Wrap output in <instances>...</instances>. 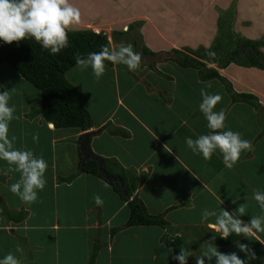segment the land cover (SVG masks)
Listing matches in <instances>:
<instances>
[{"label": "crops", "instance_id": "0c3cea01", "mask_svg": "<svg viewBox=\"0 0 264 264\" xmlns=\"http://www.w3.org/2000/svg\"><path fill=\"white\" fill-rule=\"evenodd\" d=\"M142 1H147L151 4L159 3V0ZM240 1L241 0H236L235 2L234 33L238 37L246 39L261 38V36L264 35V31L238 32L236 29L239 20L238 17L241 16L239 9ZM254 1L262 2L261 0ZM213 13H215L214 9L211 10V16H209L211 24L207 25V31L212 26L215 27L214 21H212V19H215V16L212 18ZM125 20L127 23L130 20H132L131 22H138V30L143 37V45L152 52L159 51L164 53L168 52L170 49L182 50V48L195 50L198 46L203 47L207 42L212 41L216 33L214 32L215 28L213 32H187L188 35L183 32H178L179 34H184L185 39L184 35H182L172 40L170 39V32H161L159 28H156L158 26L151 21L146 13L136 14L130 16L129 19L125 18L124 21ZM124 21L122 23H124ZM166 21L170 22L168 19ZM246 22L249 23V21ZM164 23H161V25ZM127 27L128 25L123 24L118 28L119 32L125 30ZM150 29L153 32H151ZM204 39H206V41H204ZM113 45L114 44L110 45L111 50ZM261 50L264 53V45L261 47ZM161 65H165L162 68H166L167 71H161L160 68L156 67V70L160 72V74H157L158 76L155 78L147 80L146 77L150 75L152 69L146 66L145 68L147 69L142 70L144 63L140 62L139 67L135 71H129L127 67H125L127 75L133 79L131 80L132 83L138 87V92H140V95H135L133 101L136 103L139 100L143 101L144 98H150L149 103L155 101L157 106L161 108V111H156L155 109H139L133 104L127 106L123 100L116 99V103L113 107L109 106L95 114L89 112L92 121L91 127L86 130L92 132V135L88 139L89 148L95 155L106 160V173L111 178L119 180V176L123 175L128 182L133 178L136 179L138 184L132 196L136 195L142 201L148 213L152 215L162 214L163 218L168 223V227L172 231V238L177 239L179 244H183L185 239L192 236L196 243L203 242L204 252L209 245L208 242L204 241V238L214 235L220 236V234L215 233L211 227L215 222V216H209L207 220H202V216L199 217V220H192L188 218L179 219L172 217V215L179 211L186 213L185 211L188 209L191 211L194 210L195 205H192L194 196L203 198V211L207 209L209 212L219 214L223 208L230 213L232 212L234 215H238V213H236V208L239 206V201L243 199L245 200L244 207L248 212L245 211V214L240 218L243 222H246L245 215L250 212V199H252L253 202L254 199L252 193H250L249 186L246 184L247 182L238 181L236 173L240 172L238 167L241 163L251 162L254 164L256 158V153L254 151L256 137L252 135L253 138L250 142L252 150L242 152L240 159L231 168L232 172L229 174L225 173V176L230 177L226 185L220 183L214 190H209V184L204 181L200 173V171L203 172V162H206V160L199 154H193V152L187 148L185 141L188 138L195 140L199 135L209 132V129L206 127L207 121L199 111V104L202 100L200 91L203 85L212 84L211 81L214 79L201 81L197 78L196 72H194L195 70L190 68H184V71H187L185 72L186 74L191 73L192 77L175 78L168 72L171 68L175 69L174 67H179L174 66L177 65L175 62L170 63L162 61ZM110 68L115 70L116 65L112 63V65L107 68L106 73H111L109 70ZM234 68H241V66H236L231 63L226 68L221 69L220 72L226 77L228 76L231 81V78H234V73H231L228 69ZM137 71H139V73H136ZM177 81H181L180 83L183 85L182 90L185 94L184 97L178 99L175 95ZM239 83L240 82H237L238 85ZM232 84L235 85L234 82H232ZM250 86H252L253 89H248V91H246L244 86L239 85L238 92L245 91L261 96L258 89L253 85ZM75 87L79 89L77 86ZM190 88H192L193 99H191ZM81 93L84 95V98H86L83 91H81ZM218 93V90H216L214 94ZM88 97L91 98L89 94ZM221 100L223 101V98ZM183 102H189L190 105L184 107ZM176 103L178 105H183V108L175 109ZM234 104L235 103H231L232 106ZM186 107H194L195 109L184 112L188 110ZM220 110H223L225 113L221 101L214 108V111ZM179 111L183 112L180 113ZM35 117V123L37 126H40L38 129H42L52 141H68L71 143L72 154L74 156L69 170H64V166L62 167V165H56L51 167V172H47L49 169L47 167L45 176L48 178V187L52 192L54 191L53 188L58 187L73 188L74 191L71 196L73 201L83 197L85 190L89 192L90 200L85 202L86 207L81 210V212L85 214L82 219L85 220L86 225L77 232L82 235L81 237H57L50 240V242L41 239L39 234L40 228H45L46 225L40 224V211L30 207L28 204L27 206L35 212V215H40L39 220H31V211L23 207L25 203L22 205L20 201L14 200L13 197L8 195L10 175H4L3 172H0V256L12 252L18 258L20 264H89V257L94 246L96 248V253L92 264H127L126 262H132L130 264H167L172 256L165 254L161 261H159L158 256L162 253L160 251L169 249V247L163 243V239L165 237L168 239L169 237L162 235L158 238L157 242L153 243L152 240L141 233L142 229H149L151 226L146 228H144V226L123 227L128 217L126 202L121 201L113 189L103 179H99L79 170L81 168L80 162L82 156H79L78 137L85 131L70 128L72 129L70 135L59 137L55 135L54 137L57 138H53L56 128H54L52 124L44 122L38 115L32 116V118ZM164 117H172V119L167 121L163 119ZM155 125H157L160 130H158ZM231 126L235 127L234 125ZM228 128L241 134L240 130L236 128L235 130L231 127ZM241 137L249 141V136L246 138L241 135ZM258 138L259 137H257V139ZM210 161L222 163V155L219 153V150L208 160V162ZM168 166H174L173 170L176 171V176L178 177V182L176 184L169 185L171 186V192H173L171 193L174 196L173 198H171V194H166L167 192H165L163 185L160 183V181L164 179L168 180V176L164 175L170 173V170L167 168ZM59 167H62V171ZM77 169L79 172H77ZM70 174H72V179L69 182L57 180L58 178L68 177ZM249 175L250 172L247 171L246 179H248ZM141 176L142 178L144 177V179L139 183ZM153 177H156V179ZM105 184L108 185L107 188L104 187ZM241 185L247 187L249 194L242 193L244 191H241ZM97 187L99 189L98 191ZM196 190L200 192L195 193ZM51 194L50 191H47L46 204L48 203V196ZM94 195H99L101 197L103 200L102 206H97L94 203ZM249 195L250 198L247 197ZM149 205L156 206V209H154L155 211H150ZM252 211V213L255 214L254 209ZM122 212L127 214H124V218H126L120 226L117 224L116 219ZM75 213H79V211L74 210L73 212L74 218L79 219L78 215ZM17 214L21 215L20 221H14L10 218ZM54 216L56 219L53 222V227L57 228L56 223L58 222V217L57 214H54ZM197 223L203 224V235L201 236L193 234V228L200 227L197 226L199 225ZM17 226L19 232L15 231ZM61 227L71 228L73 226L67 222L62 223ZM31 228H33L36 234L34 238L31 236L30 232L28 233ZM113 228H117V231L111 234L110 229ZM173 228H175V231ZM123 233H126L124 237L126 239L120 240L121 234ZM260 239L264 240V238L261 237ZM194 240L193 242H195ZM238 240L241 243L249 245L257 243L254 246L255 249L259 251V247H261L264 251V245H261L253 238H249V242V240L240 236L236 241ZM147 241L151 246H154V248L146 246L145 244H147ZM236 241L225 246H215L218 250L220 249L219 251L231 249L236 246ZM123 245L128 247H120ZM191 250L193 251L191 253L192 256L188 258L192 264H194L196 262L195 257H199V251L197 253L196 249L191 248ZM237 250L239 249L237 248Z\"/></svg>", "mask_w": 264, "mask_h": 264}, {"label": "rangeland", "instance_id": "374dc122", "mask_svg": "<svg viewBox=\"0 0 264 264\" xmlns=\"http://www.w3.org/2000/svg\"><path fill=\"white\" fill-rule=\"evenodd\" d=\"M261 1L262 2H257L254 0H241L239 2L241 16L238 17L239 20L236 25L238 32L264 31V0ZM235 2L236 0H159V3L151 4L142 0H69V3L80 10V22L78 24L71 25L70 28L71 30H79L84 28L91 30L93 29L95 32H104L108 36L111 31H119L118 28L123 24L129 26L130 24L134 23L131 22L132 20H130L128 21V24L126 20L124 21L125 18L129 19L130 16L146 13L150 17L151 21L158 26L156 28H159L161 32H170V39L172 40L177 38V36L184 35L179 34L178 32H183L188 35L187 32H213V29L215 28L214 32L216 33L214 34L215 36L213 37L212 41L207 42L203 47L198 46L195 49L198 51L199 48H202L204 51H208V49L213 46L214 41H223V38L229 37V34L232 32L234 33L233 28L235 22ZM212 9L215 10V13H213L212 17L214 18L215 16V19H212V21H214L215 27L212 26L207 31V25L211 24V19L209 16H211ZM167 19L170 20V22H167ZM123 21L124 23H122ZM246 21H249V23ZM161 23L164 24L161 25ZM152 28L155 29L154 27ZM150 31L153 32L151 29ZM262 38H264V35L261 36V39ZM206 39H204V41H206ZM132 46L133 45L129 44H114L112 50L115 51L121 47H130L134 51ZM209 52L210 50L208 53ZM201 53H203V51ZM162 56L163 57L160 62L153 63L154 67L149 68L152 70L150 75L146 77V80L158 76L155 73L156 67L160 68L161 71H167L166 68H162L165 66L161 65L162 61L170 63L174 62L170 58V56H174V54L163 53ZM115 65V70L111 68L109 69L111 73H106L107 68L110 66L105 65V73L99 79H96L93 76L90 67L81 71L75 65L65 73V78L71 85L74 87L77 86L80 89H78L80 92L83 91L86 96L84 106L92 114L100 112L109 106L113 107L116 103V99L123 100L127 106L133 104L139 109H155L156 111H161V108L157 106L155 101L149 103L150 98H144L143 101L139 100L135 103L133 99L135 98V95H140V92H138V87L132 83L131 80L133 79L127 75V70H125V67L127 66L123 64ZM146 65L147 64H144L142 70H146L148 68H145ZM209 65L212 66L211 64ZM174 68L175 69L171 68L168 72L171 73L175 78L192 77L191 73H185L187 71H184V68ZM229 70L231 73H234L233 76L235 79L232 77L230 81L228 76L226 78L230 81L233 89L239 91L240 85L244 86V89L248 91V89H253V87L250 86L253 85L259 90L261 96L255 94V96H257L258 102L260 103V107L258 109H255L246 103H235L232 106L229 97L226 95L225 91H223V88H221L220 84L215 80L211 81L212 84L203 85L202 89H204L208 94H214L216 93V90H218V94L222 96L223 101L221 100V104L225 109V123L227 127H231L233 130H235V128L240 130L241 135L245 136L246 138L249 136L250 142L253 138L252 135L256 137V145L254 146L256 158L254 164L251 162L241 163L238 167L240 172L236 173L237 180L247 182L246 184L249 186L250 193L253 195L254 191L264 192V134L262 133L264 126V111H262L264 110V71L249 69L247 67L228 69V71ZM136 73H139V71ZM180 82L181 81H177L176 85L175 95L177 99L185 96L182 90L183 85ZM232 82H234L235 85H233ZM237 82H240L239 85ZM0 85L3 90L7 89L10 91L11 99L9 103L15 105L16 112L14 115L19 117V119H14L11 121L9 125V136L16 137L15 146L18 148H29L33 151L34 155L43 157L49 168L47 172H51V167L56 165H62V167L64 166V170H69L74 156L72 154L71 143L68 141V143L52 141L42 129H38L40 126H37L35 123L36 117L32 118V116H36L31 113L32 110L39 107L40 92L24 79H22L7 63L0 64ZM190 93L191 99H193L192 88H190ZM88 94L91 96V98L88 97ZM183 105L185 107L190 105V103L183 102ZM183 105H178L176 103L175 109H181L183 108ZM186 109L188 110L183 111L189 112L195 108L186 107ZM183 111L179 112L182 113ZM163 119L170 121L172 117H164ZM231 125H234L235 127ZM155 127L160 130L157 125H155ZM71 130L72 129L70 128L56 129L55 134H53V138H57L59 136H68L72 133ZM33 134H38L39 139L37 142H33ZM55 135L57 137H54ZM257 137L259 138L257 139ZM62 167H59V169ZM173 167L168 166L167 168L170 170V173L164 174L168 176V180L164 179L160 181L164 187L163 189L168 195L173 193L171 192V186L169 185L176 184L178 182V177L176 176L177 173L175 170H173ZM7 168V163L0 161V169L6 171ZM247 171L250 172L248 179H246ZM77 172H79L78 169ZM231 172L232 169L225 168L221 162L214 163L211 161L208 162V160L203 162V172L200 171L202 175L201 177L206 183L209 184V190H214L217 186H219L220 183L222 185H226V182L230 180V177L225 176V173L229 174ZM7 174L10 175V184L17 182L20 178V174L15 171L7 172ZM153 178L156 179V177ZM45 180V188L42 191H38L37 193V202L30 204V207L40 211V224L46 225L45 228H40V238L46 242H50V240L57 237H81L82 235L77 232H79L80 229L86 225L85 220L82 219L84 218L85 214L81 212V210L86 207L85 202L90 200L89 192L85 190L83 197L73 201L71 198L74 191L73 188L58 187L53 188L54 191L52 192L48 187V178L46 176ZM98 190L99 189L97 187V191ZM247 190V187L241 185V191H244L242 193L249 194ZM47 191H50L52 194L48 196V203L46 204L45 200L47 199ZM199 192L200 191L196 190L195 193ZM8 195L13 197L14 200L20 201L19 198L10 191ZM173 197V194H171V198ZM247 197L250 198V195ZM192 203V205H195L194 210L191 211L188 209L185 211L186 213L179 211L174 213L172 217L179 219L188 218L192 220H199V217L202 216L203 212V198H197L194 196ZM21 204L23 205V202H21ZM244 204L245 200L241 199L239 201V206L244 207ZM25 205L23 207H26L28 211H31V220H39L40 215H35V212L27 206L28 204ZM252 208L254 209L255 214L252 213ZM149 209L150 211H155L154 209H156V206L149 205ZM74 210L79 211V213H75L78 215L79 219L74 218ZM245 211L248 212L246 208ZM54 214H57L58 217V222L56 223L57 228L53 227V222L56 219ZM124 214L127 213H120L116 219L117 224L120 226L125 221L126 217L124 218ZM255 216H264V211L258 207L255 200L253 202V200L250 199V212L249 214L245 215L246 222H248L251 217ZM67 222L73 227L62 228L61 224ZM197 224H199L197 226L200 227L193 228V234L201 236L203 235V224ZM144 228L146 227L144 226ZM17 229L18 226L16 227L15 231L19 232ZM173 230L175 231V228H173ZM29 232L34 238L36 234L34 233L33 228H31L28 233ZM141 233H143L142 235H145V237H148L150 240H152L153 243L157 242L158 238H160L162 235L169 237V241H173L172 239L175 240V238L171 237L172 231L169 227L167 229H162L160 227L151 226L149 229H142ZM258 235L261 238H264V233H260ZM125 236L126 233L121 234L120 240L126 239L124 238ZM193 240L194 238L190 236L188 239H185L183 244L180 243L179 247L191 253L193 252L191 248L196 249L197 253L199 251L198 254L200 256V254L203 252V242L196 243V241L194 240L195 242H193ZM255 244L257 243L250 245V247L256 251L258 258H264V251L261 249V247H259V251L256 250L254 247ZM145 245L154 248V246H151L148 241ZM120 247L128 246L123 245ZM179 247H177V251H175L176 253H179ZM163 251H160L162 253L159 254L160 256H158L159 261L163 259L165 254H168L169 256H173V254H175L173 247H169V249H165ZM221 252H236L240 258H243L244 256L243 253L237 250V246L231 249L222 250ZM126 263L130 264L132 262ZM194 264H196V262ZM212 264H215L214 258ZM253 264H261V260L258 259L257 261H254Z\"/></svg>", "mask_w": 264, "mask_h": 264}, {"label": "clouds", "instance_id": "9594fccd", "mask_svg": "<svg viewBox=\"0 0 264 264\" xmlns=\"http://www.w3.org/2000/svg\"><path fill=\"white\" fill-rule=\"evenodd\" d=\"M79 22L80 10L69 3V0H0V40L4 43L34 39L50 55H56L69 47L70 26ZM208 54L214 55L212 52ZM105 61L123 64L129 71H135L140 65L141 56L130 47H121L115 51L102 48L99 52L88 53L86 58L82 59L80 56L75 58L76 66L81 71L90 67L96 79L105 73ZM200 95L202 100L199 111L207 121L206 127L209 132L199 135L195 140L188 138L185 144L193 154H199L206 161L219 150L223 165L231 169L240 159L242 152L252 150V145L250 141L243 139L239 132L227 127L223 110L214 111L215 106L222 99L219 94H208L201 89ZM10 99L9 90L0 91V161L8 165L6 171L0 169V172L4 175L10 171L20 174L19 180L9 185V191L21 202L30 205L37 202L38 191L45 188V171L48 165L43 157L34 155L31 149L16 147V137L9 136L10 122L19 119L14 115L16 108L14 104L9 103ZM38 139V134H33V142H37ZM104 187L107 188L108 185L105 184ZM253 199L264 211V192L254 191ZM93 201L97 206L103 205L99 195H94ZM236 213L238 215L222 208L220 213L216 214L206 209L202 212L201 218L207 220L209 216H215V222L211 227L215 233L220 234V237L227 239L230 235L236 234L247 240L251 237L264 245V240L258 235L264 233V216L251 217L248 222H243L240 217L245 214V208L238 206ZM236 246L244 254L243 258H240L236 252L222 253L211 242L201 256L195 257L196 264H206V262L212 264L213 258L215 264H253L258 259L264 264V258H258L256 251L249 244L238 240ZM190 256H192L191 252L180 248L179 254L172 258L179 264H188ZM0 264H20V262L12 252H8L0 256Z\"/></svg>", "mask_w": 264, "mask_h": 264}, {"label": "trees", "instance_id": "16d2710c", "mask_svg": "<svg viewBox=\"0 0 264 264\" xmlns=\"http://www.w3.org/2000/svg\"><path fill=\"white\" fill-rule=\"evenodd\" d=\"M134 25L139 24L134 22L127 28L130 29ZM68 38L69 47L56 55H50L34 39L12 43H4L0 40V64L7 63L22 79L40 92L39 107L32 110L31 113L33 115L40 116L44 122L52 124L56 129L76 128L79 131H85L91 127L92 121L89 111L84 106V95L66 80L65 73L76 65V56H80L83 59L87 57L88 53L99 52L102 48L111 50V46L105 33L101 31L95 32L93 29L88 28L70 30ZM263 45L264 38L246 39L238 37L232 32L229 37L223 38V41H214L213 46L208 49V51L210 50V52L214 53L212 56L202 48H199L198 51L189 48H183L182 50L170 49V51L164 53L174 54L170 58L179 67L194 69L199 80H217L231 103H246L258 109L260 103L257 97L252 93L235 91L230 81L219 70L226 68L232 63L241 67L264 71V53L261 50ZM202 51L203 53H201ZM142 52L150 55L154 54L144 45H142ZM105 65L111 66L112 62L105 61ZM146 66L148 68L154 67L153 64H147ZM155 73L160 74L157 70H155ZM0 91H4L1 85ZM262 133L264 134V126ZM80 153L79 156L81 155ZM105 161L103 160L101 167L107 172ZM97 169V161L87 159L79 170L103 179L120 200L126 202L128 217L123 227L156 226L162 229L168 227V223L162 214L152 215L148 213L142 201L136 195L132 196L138 184L135 178L128 182L123 175H120L119 180H106ZM71 179L70 175L57 180L69 182ZM143 179L144 177L142 178L141 176L139 183ZM10 218L14 221H20L21 215L17 214ZM115 231H117V228L110 229L111 234ZM212 237L215 238L212 239ZM239 237L236 234H232L225 239L219 235H214L204 238V241L212 242L218 246H225L236 241ZM163 241L166 246L173 247L174 252L177 251V247H179L177 239L169 241L165 237ZM95 253L96 248L93 246L89 264L93 263ZM177 254L179 253L175 252L174 255ZM172 257L167 264H179ZM188 264H192L189 258Z\"/></svg>", "mask_w": 264, "mask_h": 264}, {"label": "water", "instance_id": "95a60500", "mask_svg": "<svg viewBox=\"0 0 264 264\" xmlns=\"http://www.w3.org/2000/svg\"><path fill=\"white\" fill-rule=\"evenodd\" d=\"M139 25H134L132 28L128 30L119 31H111L108 35V41L110 44H130L133 45L134 52H137L141 56V62L144 64H153L155 62H160L162 59L163 52H156L152 55L145 54L142 52L143 45V37L140 31L138 30ZM92 135L91 131H86L82 135L78 137L79 141V150L82 155V159L80 162V167L85 163L87 159L96 160L98 164V171L109 180H116V178H111L106 172L101 168V164L103 160L96 156L88 146L89 136Z\"/></svg>", "mask_w": 264, "mask_h": 264}, {"label": "flooded vegetation", "instance_id": "af4514ba", "mask_svg": "<svg viewBox=\"0 0 264 264\" xmlns=\"http://www.w3.org/2000/svg\"><path fill=\"white\" fill-rule=\"evenodd\" d=\"M126 30H128V28H126Z\"/></svg>", "mask_w": 264, "mask_h": 264}]
</instances>
